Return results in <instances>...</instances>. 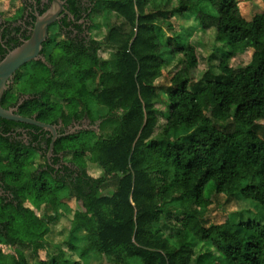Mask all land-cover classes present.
Masks as SVG:
<instances>
[{
  "label": "trees",
  "instance_id": "trees-1",
  "mask_svg": "<svg viewBox=\"0 0 264 264\" xmlns=\"http://www.w3.org/2000/svg\"><path fill=\"white\" fill-rule=\"evenodd\" d=\"M79 1L67 0L75 19L81 17ZM91 1V23L93 13L112 12L124 26H111L101 40L90 37L85 42L54 23L62 38L48 37L42 45L44 60H32L15 71L16 90L5 91L1 104L17 103L27 95L17 111L24 117L62 126L84 117L91 124L100 119L116 124L109 134L82 129L60 136L48 162V131L0 119V126L50 134L44 147L0 134V175L11 192L0 204V264H28L20 246L35 248L50 230L35 210L56 211L61 195L78 205L70 219L71 238L85 232V252L113 264H190L194 253L185 244L187 233L218 252L213 264H264L263 224H207L198 213L211 204L204 197L210 184L217 194H240L264 210V129L258 123L264 120V11L247 20L237 0H176L165 14L185 20L189 10L202 31L214 27L215 40L226 48L217 72L209 69L204 80L194 81L198 61L192 38L197 33L185 38L167 25L170 34L161 36L157 14L149 10L155 0ZM103 46L115 49L113 67L98 55ZM248 51L247 65H229L237 53ZM179 53L182 67L168 86L157 87L161 66ZM159 89L166 97L164 133L195 131L166 142L152 137ZM91 96L106 108L105 115L91 116ZM226 124L234 129L228 131ZM36 155L42 162L35 163ZM88 162L100 175L87 172ZM159 223L176 232L172 241L163 237ZM54 247L59 253L37 264H79L64 256L67 250L78 251L71 240Z\"/></svg>",
  "mask_w": 264,
  "mask_h": 264
},
{
  "label": "rangeland",
  "instance_id": "rangeland-1",
  "mask_svg": "<svg viewBox=\"0 0 264 264\" xmlns=\"http://www.w3.org/2000/svg\"><path fill=\"white\" fill-rule=\"evenodd\" d=\"M18 0H0V11L3 15H10L12 12L9 7L13 8ZM102 0H98L97 4H100ZM239 13L247 20L251 19L253 15L262 13L264 11V1L263 0H237ZM176 5V0H155L154 4L150 7V11L156 13L157 24L160 25V35L166 37L170 34V31L166 30L164 27L170 25L172 30L177 31L182 34L185 38H192L194 33L197 36L192 38L196 48H197V66L192 71V80L200 81L207 77V70L210 69L211 72H217V65L221 59L222 54L226 51V48L215 40V29L210 27L205 31H202L201 25L199 24L196 17L189 13H185L186 19H182L178 16H169L168 12ZM16 7V5H15ZM98 10L100 8L98 7ZM207 10L209 14L214 15L215 11L212 6L208 4ZM19 13L14 14L17 17ZM169 17H168V16ZM93 21L89 28V37L101 40L106 33L107 29L111 26H124L122 25V19L112 12H95L92 15ZM207 24L210 20L206 21ZM49 38H54L59 41L62 37L57 33V28L52 26L48 33ZM56 37V38H55ZM114 52L115 49L109 46H103L98 51V55L110 62L111 67L114 66ZM251 51L237 53L233 58H231L229 65L234 68H242L248 64L250 60ZM183 55L181 53L176 54L174 58L163 64L159 70V75L155 80L157 87H166L170 83V78L174 73L180 70L183 63ZM16 85L14 84L12 89L16 90ZM12 90V91H13ZM158 98L154 100V109L158 117V124L153 130V138H162V141L172 140L175 137L181 135H187L195 131V129L179 128L178 130L171 132L170 134H165V123H166V108L165 94L159 89ZM89 111L93 118L98 116H103L106 113V108L99 106L94 96H91V102L89 103ZM259 125L264 129V120H259ZM116 122L100 119L96 120L95 124H91L87 118L82 119V125L79 126L80 129H94L96 132H101L102 134H109L112 128L115 126ZM227 125V124H226ZM228 131L234 129L233 125L228 124L226 126ZM51 156V155H50ZM51 158V157H50ZM42 162L41 158L36 155V164ZM87 172L91 175L98 176L101 170L96 168L95 165L88 162ZM244 184V183H242ZM111 189L114 188L112 184L109 186ZM108 189V187H107ZM105 192V191H103ZM204 197L210 199L211 204L204 210H198L199 214L203 213L202 219L206 221L207 224L214 222H240L247 220H254L264 225V210L261 209L257 203L249 199L243 198L240 194H235L230 197H226L222 194H217L214 192V187L212 184L208 185L204 190ZM30 206V203H27ZM31 208V207H30ZM75 209H78V205L73 198H68L61 195V203L56 209L52 211L50 207L35 210L37 215L40 216L42 220L49 224V232L45 236V242L36 246L35 248L20 246L28 264H37L41 259H48L56 254L58 250L54 247L58 244L65 243L66 241L72 242V245L78 250L77 252L65 251V258L71 261H77L79 264H113L111 261L105 257L97 256L93 252H85V245L88 243V238L85 232L78 231V233L71 238L69 235V226L72 213ZM51 214L55 215V218L48 219L47 216ZM162 230L164 229L162 223L157 225ZM156 226V228H157ZM174 230H163V237H167L169 241H172V237L175 236ZM185 244L193 249L194 255L191 258L190 264H213L214 260L219 257L218 252L213 249L209 244L195 239L191 234L187 233L185 236ZM7 249H4V251ZM86 258L82 259L79 253Z\"/></svg>",
  "mask_w": 264,
  "mask_h": 264
},
{
  "label": "flooded vegetation",
  "instance_id": "flooded-vegetation-1",
  "mask_svg": "<svg viewBox=\"0 0 264 264\" xmlns=\"http://www.w3.org/2000/svg\"><path fill=\"white\" fill-rule=\"evenodd\" d=\"M62 1V7L63 9L60 12V17L57 21L53 22L49 25V29L52 27V25L55 23L57 26H62V32L67 33L71 31L69 34L72 38H78L79 40L88 42L90 37L87 35L89 33V28L91 25V20H89V13L91 12L92 1L91 0H80V6H81V17L79 19H75V16L70 12L69 4L67 3V0H61ZM51 0H18L17 3L14 5L13 8L9 7L11 10L10 15H3V13L0 11V58L3 59L7 53L14 48L18 47L24 40L28 39L32 28L34 21L36 19V15H40L45 12V10L49 7ZM90 7V8H89ZM19 13L17 17H14V14ZM70 14V15H69ZM67 24L65 26V23ZM76 26L80 27L79 29L76 28ZM15 73L13 74V77L11 78L9 84L6 86L5 91L7 90H13L12 87L15 84ZM14 91V90H13ZM3 93V95H4ZM2 95V97H3ZM27 95H21V97L18 99L17 103H8L6 105H2L0 101V105L4 109H13L15 114H18V105L22 102L23 99H26ZM19 115V114H18ZM0 119H4L1 118ZM82 119L72 121L70 124L62 126L61 123H59L56 126V132L58 134H64L65 132L69 131H80V127L82 125ZM7 120V119H5ZM89 120V119H88ZM10 121V120H8ZM12 121V120H11ZM91 123V122H90ZM88 130V128H85ZM72 133V132H71ZM0 134L7 137L10 141H24L25 144H31L33 146H37V144H40L42 147H44L46 139L50 136L49 133L42 132V131H35L34 129H31L29 127L19 126V125H7L3 124L0 126ZM35 138V141L33 140ZM39 153V152H38ZM39 155V154H38ZM50 157L45 158L46 161H50ZM0 160L4 162V157H0ZM66 163V162H63ZM68 167H71L69 164ZM7 184L4 183L1 175H0V204L2 202H6L11 197L10 189L7 188ZM1 224H0V230H1Z\"/></svg>",
  "mask_w": 264,
  "mask_h": 264
},
{
  "label": "water",
  "instance_id": "water-1",
  "mask_svg": "<svg viewBox=\"0 0 264 264\" xmlns=\"http://www.w3.org/2000/svg\"><path fill=\"white\" fill-rule=\"evenodd\" d=\"M63 9L61 0H51L49 7L44 13L36 15V19L33 24L31 34L28 39L24 40L18 47L9 51L7 55L0 60V101L6 86L9 84L13 74L22 65L32 60L42 59L41 55L42 45L48 38L49 25L59 19L60 12ZM70 15V14H69ZM0 117L27 123L40 127L41 129L48 131L51 134V141L47 157L51 155L54 141L62 135H67L73 131L65 132L64 134H58L56 132V126L52 124H46L36 120L33 117H24L15 114L13 109H4L0 105Z\"/></svg>",
  "mask_w": 264,
  "mask_h": 264
}]
</instances>
